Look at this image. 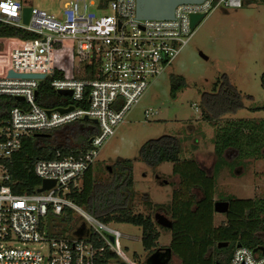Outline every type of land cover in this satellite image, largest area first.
<instances>
[{"label": "built area", "instance_id": "obj_1", "mask_svg": "<svg viewBox=\"0 0 264 264\" xmlns=\"http://www.w3.org/2000/svg\"><path fill=\"white\" fill-rule=\"evenodd\" d=\"M244 4L245 0L183 3L176 7L173 19H149L137 16V0H66L60 16L30 6L29 0H0V22L34 34L0 37V96L23 97L18 100L22 105L0 118V264H147L138 252L125 251L122 238L141 243L145 250L147 241L162 246L164 236L124 233L70 195L81 191L102 148L154 80L173 64L198 23L221 5L238 8ZM27 8L31 12L25 22ZM193 14L204 15L194 27ZM10 71L44 74L45 78L12 77ZM48 77L57 92L72 91L66 95L69 103L54 108L39 104V87ZM61 108L69 110L61 112ZM157 114L145 110L146 118ZM86 116L91 122L96 119L99 127L88 146L68 154L57 149L54 158H39L35 163L34 172L41 179L38 189L43 180H52L54 185L41 192H15L8 161L21 149L23 139L52 138ZM50 209L54 215L80 217L79 226L84 223L87 234L76 235L77 225L72 226L73 232L54 234L44 224ZM229 227L241 229L229 264H264L261 252L242 244L246 228L241 221L195 226L192 240L198 264L203 262L200 232Z\"/></svg>", "mask_w": 264, "mask_h": 264}, {"label": "rangeland", "instance_id": "obj_2", "mask_svg": "<svg viewBox=\"0 0 264 264\" xmlns=\"http://www.w3.org/2000/svg\"><path fill=\"white\" fill-rule=\"evenodd\" d=\"M65 2L29 0V5L60 16ZM263 74L264 0H249L238 8L219 6L198 23L189 43L128 113L92 168L95 182L105 184L112 180V172L119 160L133 162V179L138 191L134 210L153 217L157 212L163 213L173 221L176 232H188L179 239L172 236L175 232L161 229L160 235L166 239L162 246L172 248L176 264H198L192 240L195 226L251 219L255 205H261L264 200V154L262 157L238 158L237 152L229 148L223 153L225 163L217 167L219 157L215 152V141L225 129L232 127L231 124L238 126L241 121H247L257 126L264 120V109L250 110L264 107ZM172 75H182L186 80V86L175 96L172 94ZM225 75L243 95L245 108L212 122L203 117L200 102L203 93L218 90L217 85ZM146 109H153L158 114L146 118ZM84 125L90 127L93 124L86 121ZM244 131L248 132V129ZM166 135L181 139V160L164 162L155 168L148 166L141 158V148L146 142ZM258 137H264V134ZM52 138L55 144L63 147L75 146L69 128H61ZM164 180L169 181L168 184ZM220 200L230 201L227 213L215 211V202ZM55 216L56 229L52 228L55 221L44 220L48 229L55 230L56 235H62L59 232L63 229L73 232V229L59 225L62 215ZM72 217L74 225L79 226L82 219L77 215ZM110 223L124 233L143 234L142 229L130 223ZM234 231L218 228L200 232V243L211 245L216 241H230L229 246L234 245L231 241L239 236ZM252 233L253 227H248L241 235L242 239H249ZM261 237L264 239V233ZM122 244L125 251H136L141 258H146L147 250L141 243L124 237ZM206 251L201 254V264L214 261L213 251L210 248Z\"/></svg>", "mask_w": 264, "mask_h": 264}, {"label": "trees", "instance_id": "obj_3", "mask_svg": "<svg viewBox=\"0 0 264 264\" xmlns=\"http://www.w3.org/2000/svg\"><path fill=\"white\" fill-rule=\"evenodd\" d=\"M249 1V0H245ZM33 37L34 34L28 33L20 28L4 25L0 22V37ZM91 67V73L95 69V65ZM92 77V74L89 75ZM172 94L175 96L186 86V80L182 75H172ZM264 86V74L262 77ZM219 88L214 92H205L202 95L200 102L202 115L205 119L212 122H217L223 115L229 113H236L242 108H245L243 95L234 86L229 78L225 75L223 80L217 85ZM70 98H64L56 90L50 86V78H46L39 87L38 102L45 108H54L59 105L67 104ZM22 105V102L10 96H0V118L5 117L9 110L14 107ZM264 109V107H253L250 110L257 111ZM89 120H79L68 127L72 130L75 146H65L55 144L53 138L46 137H27L22 141L21 149L15 153L8 161L9 171L12 178V185L17 193L35 192L41 184V179L35 174L34 166L39 158L51 159L55 157L57 149H61L63 153L68 154L73 152L79 146L86 147L89 144V139L98 133L99 127L92 123L90 127H85L84 123ZM230 128L219 135L215 141V152L219 157L217 167L224 164L223 153L226 149H231L237 152L238 158L247 157H262L264 148V137H258L264 134V120L259 125H253L249 122L241 121V124L236 126L231 124ZM248 129V132L244 131ZM183 153L182 142L180 138L172 135H166L158 139L146 142L140 150L142 160L150 167H157L164 162H178L181 160ZM112 180L105 184H98L95 182L93 169H90L86 174L83 187L81 191L72 192V199L79 205L84 206L90 213L103 220L106 223H133L142 228V233L145 236H158L161 234V229L165 232H175L176 229H169L159 226L154 219L144 218L141 215L132 216L129 210L131 187L133 183V162L130 159H122L117 162V166L112 172ZM52 210L48 212L47 218L55 221L52 225L53 229L57 228V218ZM58 217V216H57ZM60 226L71 229L74 226V220L70 213L59 216ZM242 224L248 229L253 227V233L249 239L242 241V244L247 245L254 250L259 246H264V239L261 233H264V200L262 204H256L254 209V216L251 219L241 220ZM228 231H234L236 235L241 233L238 227L221 228ZM206 229L202 232H205ZM245 230V233H246ZM226 231V230H225ZM66 229L62 232L66 233ZM183 232V231H182ZM180 232L174 238L182 239L187 233ZM193 235V234H192ZM200 235V234H199ZM200 237L198 236V243L201 251L207 253V248L213 252L214 262L219 264H229L233 251L236 248V238L231 242L234 245L228 247L218 248L219 241L213 242L211 245H201ZM230 242V241H229ZM156 243L152 241L146 242L148 252H155ZM205 248V249H204ZM195 251V248H193ZM260 252V251H259ZM147 262V261H146Z\"/></svg>", "mask_w": 264, "mask_h": 264}, {"label": "water", "instance_id": "obj_4", "mask_svg": "<svg viewBox=\"0 0 264 264\" xmlns=\"http://www.w3.org/2000/svg\"><path fill=\"white\" fill-rule=\"evenodd\" d=\"M204 0H137V16L139 18H149V19H173L175 16V9L178 5L183 3H202ZM31 9L27 8L25 9V22H28L29 15H30ZM204 17L203 14H193L191 16V23L194 27L202 18ZM9 76L12 77H20V78H26V77H33V78H39L41 81L45 78L44 74H16L13 71H10ZM58 93L60 95H71L72 91L69 90H59ZM18 100H22L23 97H17ZM69 109H73V107H70ZM69 109H59L61 112H64L65 110ZM85 120H89V118L86 116ZM93 123L97 124V120L94 119L92 121ZM111 170L112 168L109 167ZM54 181L52 180H43L42 187L38 189L39 192L50 188L54 185ZM214 209L217 213H227L230 209V201L228 200H220L216 201L214 205ZM155 220L156 222L165 227L172 229L173 228V221L169 219L166 215L163 213H156L155 214ZM76 235H86V226L84 223H82L79 228L75 231ZM230 244L229 241H219L217 246L218 248L228 247ZM256 251H260L264 255V246H259L255 249ZM172 252V249L170 247L166 248V253L163 255L161 253V249L156 250L149 256L147 259V264H167L168 258L170 257ZM167 256V257H166ZM126 264V263H121ZM210 264H219L215 263L214 261Z\"/></svg>", "mask_w": 264, "mask_h": 264}, {"label": "flooded vegetation", "instance_id": "obj_5", "mask_svg": "<svg viewBox=\"0 0 264 264\" xmlns=\"http://www.w3.org/2000/svg\"><path fill=\"white\" fill-rule=\"evenodd\" d=\"M109 167H111V166H108V170L109 171H112V169L110 170L109 169ZM158 177V176H157ZM168 182L169 181H167V180H164V183L165 184H168ZM138 191H136L135 190V184H134V179H133V183H132V187H131V198H130V206H129V210H130V212H131V215L132 216H138V215H141V216H143L145 219L146 218H152V219H154V221L156 222V220H155V215H154V217L153 216H151L150 214H146V213H142L141 211H135L134 210V206H133V203H134V200H135V198H136V193H137ZM145 195H146V193H144ZM143 194V195H144ZM144 195V196H145ZM158 213V212H157ZM157 223V222H156ZM158 224V223H157ZM131 225H133L134 227H136V228H140V229H142L139 225H136V224H133V223H131ZM159 225V224H158ZM159 226H161V225H159ZM167 247H170V246H157L156 248H154L155 250L154 251H156V250H158V249H161V253L163 254V255H165V253H166V248ZM171 248V247H170ZM145 249L147 250V248L145 247ZM172 249V248H171ZM148 251H150V250H147V252H146V261H147V259L149 258V256H151V254H152V252H148ZM167 257V256H166ZM212 258H214L213 256H212ZM167 264H176V259H175V254L173 253V251L171 252V255H170V257L168 258V262H167Z\"/></svg>", "mask_w": 264, "mask_h": 264}]
</instances>
